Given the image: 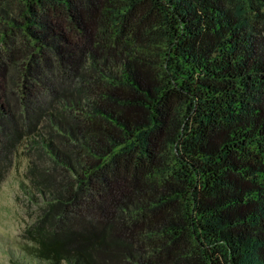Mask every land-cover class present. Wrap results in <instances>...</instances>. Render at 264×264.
<instances>
[{
	"label": "trees",
	"instance_id": "obj_1",
	"mask_svg": "<svg viewBox=\"0 0 264 264\" xmlns=\"http://www.w3.org/2000/svg\"><path fill=\"white\" fill-rule=\"evenodd\" d=\"M28 138L38 264H264V0H0Z\"/></svg>",
	"mask_w": 264,
	"mask_h": 264
},
{
	"label": "rangeland",
	"instance_id": "obj_2",
	"mask_svg": "<svg viewBox=\"0 0 264 264\" xmlns=\"http://www.w3.org/2000/svg\"><path fill=\"white\" fill-rule=\"evenodd\" d=\"M29 138L20 142L0 183V264H38L27 235L40 209L39 198L31 200L33 186L27 177L32 155Z\"/></svg>",
	"mask_w": 264,
	"mask_h": 264
}]
</instances>
